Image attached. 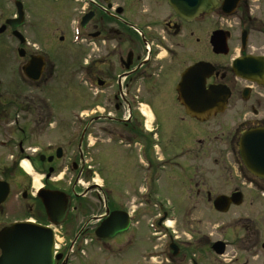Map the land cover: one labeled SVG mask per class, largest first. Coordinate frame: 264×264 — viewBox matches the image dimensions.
I'll list each match as a JSON object with an SVG mask.
<instances>
[{"label": "flooded vegetation", "instance_id": "af4514ba", "mask_svg": "<svg viewBox=\"0 0 264 264\" xmlns=\"http://www.w3.org/2000/svg\"><path fill=\"white\" fill-rule=\"evenodd\" d=\"M5 1L13 14L1 25L19 18V25H8L5 33L22 43L17 53L24 59L29 49L25 37L28 0ZM60 3L68 7L69 45L75 47L82 41L85 45L84 108L65 101L61 107L57 66L48 63L49 56L41 48L21 65L18 79L23 78L29 90L0 93V147L7 156L0 159V182L8 185L3 197L4 185L0 188V233L21 222L64 230L66 242L55 252L61 258L53 264H71L85 253L89 242L100 243L106 255L105 248L111 247V257L117 258L113 241L132 228L109 238L98 237L97 230L113 212H128L131 223L136 214L125 209L122 201H110L105 182L78 188L81 178L115 174L116 168L108 163L121 164L136 174L143 187H136L137 208L163 212L159 226H166L169 212L203 209L204 202L218 211L214 204L219 196L243 195L242 203L232 201L228 211L243 204L259 207L255 199L264 202V0ZM19 5L24 10L21 18ZM20 49L24 51L21 56ZM33 55L44 58L38 80L23 71ZM66 129L71 133L64 147L73 146L77 132H82L70 158L76 175L70 191L60 185L64 157L60 133ZM59 148L62 157H58ZM93 161L102 164L93 165ZM23 162L30 170L22 168ZM238 176L245 192L235 183ZM61 191L69 205L57 225ZM94 193L106 196L100 213L92 212L88 202ZM246 195L250 198L244 203ZM168 196L182 199L168 203ZM48 199L53 205L51 215L45 203ZM119 216L113 225H119ZM241 221L229 225L234 233L230 239L218 238L210 244L209 236H200L194 244L206 238L214 251V243L221 241L222 256L230 257L225 259L227 264H264V220L248 216ZM169 239L171 256L183 264L186 259L179 258L183 241L173 234Z\"/></svg>", "mask_w": 264, "mask_h": 264}, {"label": "rangeland", "instance_id": "374dc122", "mask_svg": "<svg viewBox=\"0 0 264 264\" xmlns=\"http://www.w3.org/2000/svg\"><path fill=\"white\" fill-rule=\"evenodd\" d=\"M60 2L58 0H28L26 9L28 25L25 37H27L29 49H26L24 59L19 57L17 53V48H21L22 43L18 42L9 32L0 35V93L5 94L11 90L17 92L29 90L24 87L23 78L18 79L19 76H22L21 65L28 60L29 54H37L41 48L44 55L46 52L49 56L48 63L54 62L57 66L55 81L59 85L61 107L65 101V104L77 109L84 108L85 88L82 81L85 45L82 41L77 43L75 47L70 46L72 35L68 31V7ZM12 14L11 5L7 4L5 0H0V26ZM70 65L72 66L70 67ZM69 91H74L75 95L70 96ZM70 133L68 129L60 133L62 148H64V157L60 161L62 176L60 185L67 191L72 188L71 180L72 182L75 180L76 175L71 171L72 151H77L82 132H77V140L73 146L64 147V142L67 141V136ZM82 149L85 151L84 145ZM6 157V149L0 147V159L4 161ZM91 163L97 166L102 164L96 161ZM108 166L116 168L115 174L107 175L106 173L103 177L93 174L87 179L81 178L78 188H85L90 183L102 185L105 182L111 193L110 201L113 203L122 201L120 204L122 203L121 205L125 209L136 214L132 229L127 234L119 236L123 239L117 238L113 241L114 246L118 247V249H114V252L122 251L117 258L111 257L110 254L106 255L101 250L99 243L89 242L85 245L83 251L85 253L79 258L72 259L71 264H179L178 257H172L170 254V234L176 235L180 241H183V251L179 257L186 259L183 264H193L192 259H195L198 264H227L225 259L230 257L225 258L222 255H217L211 249L210 244L218 238L228 237L230 239L233 237V229L229 228L230 224L235 225L233 221L242 220L241 222H243L248 216L254 221L264 220V211L261 210L264 202L260 198H256L255 202L259 207L251 209L243 204L240 207H232L225 214L216 211L207 202H204L203 209L199 207L195 211L169 212L167 221L170 220L171 223H167L166 226H159L158 221L163 212L151 207L141 210L137 208L140 198L136 195V187L139 185L136 174L128 173L121 164L108 163ZM108 170L110 169L108 168ZM241 181V177L238 176L235 183L240 186ZM221 182L222 184L226 183V180L222 179ZM139 187L143 190L142 186L139 185L137 188ZM244 187L241 185L240 189L245 192ZM170 197L175 198V196H168L169 199ZM105 198L106 196L103 197L102 194L97 197L95 193L88 198V202L92 204V212L100 213L104 209L101 202L105 201ZM249 198V195L244 196V203ZM181 199V197L176 196L175 200L171 198L168 203H177V200L180 202ZM142 200L144 199L142 198ZM58 235L61 241L60 245H63L66 242L64 230L59 228ZM200 236H209L210 244L205 238V240L200 241L199 245H195V240ZM112 251L109 250V252ZM228 251H233V247H228ZM195 253L196 256H194Z\"/></svg>", "mask_w": 264, "mask_h": 264}, {"label": "water", "instance_id": "95a60500", "mask_svg": "<svg viewBox=\"0 0 264 264\" xmlns=\"http://www.w3.org/2000/svg\"><path fill=\"white\" fill-rule=\"evenodd\" d=\"M20 17L23 15L22 8L19 7ZM16 20H8V23H14ZM5 30V27L0 28V33ZM20 54L23 55L24 51L20 50ZM44 67V58L41 56H33L29 63L23 67L25 74L33 80H38L42 69ZM243 157L245 163L249 165L245 157V147H242ZM58 157H62V149L58 150ZM261 170V169H258ZM258 174H261L258 172ZM2 197L8 193V185L0 182V188H2ZM0 195V203L3 201ZM60 218L55 223H60L68 208V198L64 192H60ZM243 196L242 194H235L229 196H219L215 200V208L221 212H227L232 201L234 204H241ZM46 207L50 215L53 211V205L48 199L45 201ZM116 215L119 217V225H113V219ZM122 215V216H121ZM129 215L126 212H113L111 217L103 222L98 230L97 235L100 237H111L117 232L126 230L129 227ZM54 233L52 229L46 227L36 226L32 223L16 224L12 227L5 228L0 234V246L2 249V255L0 256V264H53L54 263ZM213 249L217 254H223L225 252L224 243L218 241L214 243ZM174 255L177 254V250L174 249ZM57 259L61 258V255L56 256ZM197 264V263H195Z\"/></svg>", "mask_w": 264, "mask_h": 264}, {"label": "bare ground", "instance_id": "6f19581e", "mask_svg": "<svg viewBox=\"0 0 264 264\" xmlns=\"http://www.w3.org/2000/svg\"><path fill=\"white\" fill-rule=\"evenodd\" d=\"M23 166L27 169L30 170V165L27 162H23ZM37 185H40V183L37 182ZM167 223H171L170 220H168Z\"/></svg>", "mask_w": 264, "mask_h": 264}]
</instances>
